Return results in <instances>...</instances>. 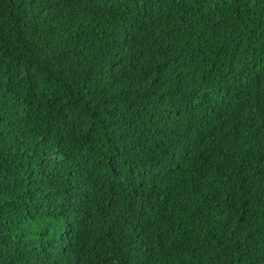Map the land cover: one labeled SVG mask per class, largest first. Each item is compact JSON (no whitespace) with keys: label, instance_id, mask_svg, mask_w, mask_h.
Instances as JSON below:
<instances>
[{"label":"trees","instance_id":"16d2710c","mask_svg":"<svg viewBox=\"0 0 264 264\" xmlns=\"http://www.w3.org/2000/svg\"><path fill=\"white\" fill-rule=\"evenodd\" d=\"M0 264H264V0H0Z\"/></svg>","mask_w":264,"mask_h":264}]
</instances>
